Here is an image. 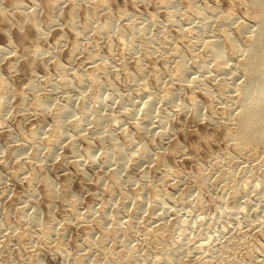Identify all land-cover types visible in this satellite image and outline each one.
I'll use <instances>...</instances> for the list:
<instances>
[{"label":"rangeland","instance_id":"rangeland-1","mask_svg":"<svg viewBox=\"0 0 264 264\" xmlns=\"http://www.w3.org/2000/svg\"><path fill=\"white\" fill-rule=\"evenodd\" d=\"M162 1L165 0H0V47L3 48V53L0 54V77H2L7 83V90L2 92V90L0 89V264H75V261L79 257V254L82 252L85 253L86 250L87 252H89L87 254L83 253V256L86 255L85 257H87L85 259L86 264H95V260L99 257L102 259V261H100V264H109V262H112L113 264L114 262L115 264H145V262H147L145 261V259L153 258V256H156L159 249L157 250V248L154 246L155 243L152 240V236L148 239L144 234V230H142L140 226H138V228H135L136 231L134 230L133 232H130L132 235L130 236V238L132 239L131 250L132 254L135 255L134 258L132 257L133 260L132 258H130L127 262L124 259L122 260L121 255H123V250L119 246H121V242L123 243L128 235H125V237L123 236L124 238H120L121 241L118 240L119 238L117 239L118 241H116V239H114V241H110V246H107V249L110 250L114 248L115 250L117 248L114 253H109L106 250H100L98 247H95L92 250L89 249L88 246H86V237L89 232H92V235L95 237L94 241L98 243L101 233L98 232L99 229H95V223H97L100 217L101 218L99 221L102 220L101 222H103L105 220L107 222L106 226H111V229L108 227L109 230H112V227L115 228L116 224L118 223L117 221H120L121 219V224H123V227L125 228L127 225L126 223L129 220L130 215L134 212L138 202L146 203L148 209L147 211L142 213L143 215H141V217L143 216L142 218L146 219L150 210H152L153 208V198L155 195V191H159L160 193H162L160 196H163L162 200L166 201V206L169 207L168 209L170 210L168 212L169 214H172L175 211L179 210L178 208H181V203L184 204H181L183 208L185 207L184 209H181L180 215L182 216L180 217L182 218V220L184 218L186 219H184L180 223V226L177 225V232L174 231V234H177H173L175 236L174 240L171 239L169 243L165 245L166 248L170 246L169 248L174 247L175 249H177V254L174 255V258H170L171 264H200L199 261L201 260V256H194L192 253L187 255V253H185V250L187 249V247L194 248V243L201 237V239L206 238L207 245L210 244L211 241L212 244L214 242V246L211 244V247L216 248L215 250H219L222 247H220V245L227 240L229 241L226 243L231 246L229 248H226L227 251H225V253H220L219 256L215 257V259H211L206 264H256V262L251 260L253 259L252 255L255 253H259L260 256L263 255L264 251L262 250H264V207H261L264 206L263 186L261 187L260 185L257 189V192L252 193L247 199H245V203L250 204H248V208L250 209L248 211V214H246L247 216L238 215L239 217L237 219L242 222H238L237 225L235 223H232L233 225L230 224V226H232L229 228L231 231L222 233L220 232V230L222 228L221 226L224 225L225 217L223 215H220L221 212L218 209L217 211H215L217 200L222 195V184H220L218 177H216L213 172H210L214 174H212L213 177H210V182L208 180L209 185L210 183L211 185L208 188L207 193L205 192V195L202 196V200L203 202H206L203 203L206 214L210 217L213 215L211 218L214 219L213 217H215V219L207 225L205 224L204 227H199V224H196L197 222H194V217L200 216L202 214L196 206V195L192 194L190 198H188V202L185 199L184 202L186 201L187 203L180 201L182 193L185 192L187 188L189 189L191 187L190 181H182V184L180 185L181 189L179 188V186L177 188H175V186L173 187L172 184H169V188V185L163 183V177H165L169 173L172 174L173 172H178V170L179 172L188 174L194 173L193 175H189L195 177L194 175L197 174L198 167H206L207 169L211 168V153H219L221 151H228L232 153L234 149L232 147V144L228 145L226 140H224V130L219 125H215L207 121V116L209 115L208 105L212 98H210L205 92H203V85H194L193 83V81L198 77L200 80H202L203 83L208 84L215 93L218 78L216 77L217 79L215 80L210 79L213 74L211 73L213 70L212 65L209 67V69H207L211 72H209L208 74L205 73L204 76L201 75V72H196L195 74L191 73V76H188V82L190 84L186 82V86L181 87L179 83L171 81L167 76L170 71H173L175 67L174 64L165 65V60H163L166 59L170 54H172L174 49L178 48L181 50V54H183L186 60L190 63L192 61L191 53H193L190 49L191 43L193 44L194 54L196 53L195 57L198 60H204L207 56L206 51H204L205 47L202 45V42H199V44L196 43L197 45H195V47L194 42L199 39L200 41H202L203 39H205L208 33H212L214 30L218 31V29H220L219 27H217L218 23H210V28L205 27L207 26L205 24L207 19L203 20L202 22H200V20H202V18L204 17L207 18L208 15L205 14L206 16L202 15L199 17L195 15L194 11H191L190 8H188V0H171L172 3L170 2V4H166V1L165 3ZM237 1H240V3ZM244 1L245 3L241 2V0H196V5L203 8H205L206 6H210L216 8V11L220 12H227V10L233 8L236 16L243 20L246 17V8H248L247 6H245L247 5L248 0ZM20 2L21 5L19 7V5L17 4ZM55 2L58 3V5H56ZM99 2L102 3L105 8L107 7V9L97 13L96 6L99 4ZM123 13H125L126 15H122ZM120 14L122 16H119ZM168 14H170V16L174 15V19L177 21L176 24H169L167 22V19L170 17ZM113 16L114 19H112V21L111 18H113ZM88 17L90 19H88ZM152 18L155 21L151 20ZM107 20L115 22V28L113 30H109L107 35H99L96 28L100 27ZM35 22L38 23V26H40L39 28H41L42 30V34L40 36L38 35L36 26L32 27ZM70 22L75 23L74 27H71ZM87 22L92 23V27H89V29L85 28ZM207 23L209 22L207 21ZM200 24L205 25L202 26ZM128 25H135V27H138L139 30L146 28V31L143 32L144 34L141 31H137L136 36L138 37L135 38L137 39V45L136 48H134L130 52L129 50H127V48L131 46V39L133 38L129 35L130 33L126 28ZM177 25H179V27ZM200 26H202L204 30L199 29L198 35H195L196 33L192 32V29L194 31L196 27L202 28ZM138 28L136 29L138 30ZM195 31L197 32V30ZM166 36H168L170 42H172L170 43V45H168V47L165 48L163 44V38H165ZM196 37L199 39H196ZM145 39L146 42L150 46L152 45L154 49L152 53H148L147 55L143 53L144 51L142 50ZM96 40L97 43H95ZM74 44L78 45V48L76 50H74ZM123 48H125V50ZM6 49L7 51H5ZM37 49L40 50V52L38 54L33 53V51ZM4 51L5 53H7L5 54ZM43 52H45V54ZM40 53H43L44 55H41ZM139 60L149 73L147 77H142L143 79L141 77V79L138 77V81L132 80L133 82H131L130 80H128V76L126 77V73L121 72L120 69L125 68L129 73H134L135 63ZM96 65L97 68L104 65H110L108 67L109 69L104 68L105 71L104 69H100L101 71H99V74H97V79L99 81L98 83L100 84V89L98 88L97 91H103V102L95 100V94L97 91H95V89L91 87L90 82L87 81L89 78V74H91L92 69L95 68ZM166 66H168V68H165ZM62 67H64L65 69ZM110 68H112L113 70ZM152 68H156L155 70L157 76L161 79L160 84L156 82L154 77L156 76V73L154 72V74L152 72ZM78 70H81V76H83V80H85L86 82V84L83 86L86 87L77 86V83H75L76 79L74 78L75 75L77 76V72H79ZM157 71H159L160 73ZM63 76L67 77L69 82L67 81V83H64L62 80ZM241 79L242 78H239L237 81H239L240 83L242 82L240 81ZM32 81H34L35 84L34 88L31 86ZM144 82L148 84V90H155L154 92L157 93V96L162 95V92L164 91L163 89L170 87L173 88V93L176 94V101L180 104H189L190 100L188 99H190V97H194L202 105V118L196 119L193 108L188 107L189 110L187 109L186 112H181L180 110H178L179 108L177 109L176 107L170 106L167 103L165 104V102L163 101H158L159 103H157L155 106L156 115H162V113H164L163 115L167 114L166 128L167 132L169 131L168 137L170 139H167V137H165L166 139L161 142L158 133H156L157 130H154L155 132L151 134L148 133L150 137L147 134V137H145V142L148 143L145 144L153 148V154L155 153L154 158L147 163L140 164V166H137L133 161L127 159L125 161V174L123 172V176L127 174L128 176H130V180L132 179L133 182L131 180L129 183H124V188L123 185L120 184L114 186L108 181L107 175L109 171L115 168V161H113V166H109L111 167V170L108 171L109 168L107 164L104 163L103 159H100V157L102 158V155L99 156L100 153L102 154L101 143L103 141V146L109 147L111 142L109 140L110 138H113L120 143H124L125 137L123 134V130H127V135L131 134L133 138L137 136L136 134L138 133L134 128L135 123L138 121V118H141L143 111L142 106L144 104V100H147V98L143 100L138 98V93L141 92V87H143L142 83ZM103 84L104 87L105 85H110V87H112L111 89L107 87L103 88ZM72 87H74V89ZM115 90H117L118 92ZM56 91L58 92L56 93ZM34 97L37 98V100H40L41 103L47 105L46 110H43L44 112L38 109V104L35 105L36 101ZM73 98L77 99L74 100ZM22 99L26 100V103L24 105H22ZM70 99L72 100L71 102ZM123 99L125 100V102H123ZM82 101L87 102V104L85 103L87 105L86 107H88L86 112L89 111L88 113L90 114V117L86 121V123H88L89 125L85 124V127L80 130L81 134L77 131L76 135L78 136H76L71 128V121L73 119L77 120L80 116L78 114L79 110L77 112V109L78 106L82 104ZM1 103L3 105H1ZM67 104H69V106L71 105V111L75 109L76 114L75 111L70 114L68 113L64 118L65 120L63 127L58 126L57 124H55V119L59 114L60 109H64L63 107ZM130 104L132 105L129 106ZM170 107L172 108V110ZM132 108L136 109L137 111L140 110L138 111V115L140 117L137 116V118L135 119L129 117L130 119L127 118L125 120H117V118L123 112H130V110H133ZM173 108H176L179 112ZM93 113H96V115L99 116V131L94 124V115H92ZM75 120H73L72 123ZM110 131L114 132V134L112 135L113 137L108 136V132ZM32 133L38 135L37 137H35L36 139L32 138ZM96 133H99L101 137H103L101 138V140L103 139L102 141H97V139H100V137L97 136L100 135H97ZM67 134L70 135L67 136L70 137V139L66 138L65 135ZM71 135H73L74 137ZM82 137L85 138L83 139ZM64 138L67 140H65ZM29 140L32 141L33 145H31L32 143ZM70 140L71 145L74 141L73 143L75 144L74 149L76 150V153H74L75 151L73 152V147L70 146ZM135 140L137 141V138H135ZM176 143L181 146L178 150L175 148L177 145ZM49 145L53 148L52 154L50 155L48 149L46 150L47 146L49 147ZM88 147H93L94 149V160L85 159L84 153ZM171 149H173V151ZM259 151L260 153L257 152V156L253 157V159H255V164H249L248 168L250 170L248 169V175L247 173L246 175H244L245 173L242 172L241 168H239V170L237 171L238 173L236 177L239 181H241L242 184L245 183V180H250L251 176H253L254 174L255 176L253 177L264 179V153L261 150ZM157 153L164 155L167 167L169 169L164 168L166 166H161L158 164ZM73 154H76V160H78L77 157L79 156L78 158L80 159L81 163L80 166L76 164L77 161L72 158ZM95 157L97 158V160H95ZM74 161L76 162L74 163ZM102 162L104 163V165L101 164ZM222 162L224 163L225 161ZM115 166L117 167V165ZM227 168L228 167L226 166L225 169ZM165 171H167L168 173H165ZM34 173H37L38 176L36 177V179L32 180ZM144 175L146 176L143 177ZM42 177H47L49 179L52 186L55 187L54 191L56 189L58 190H56V193H54V195L52 193L48 195V193L45 191L46 187L44 179ZM186 183H188L189 186ZM150 186H153L154 191ZM149 188L151 189L149 190ZM158 188H161L162 190H158ZM140 192L141 194H139ZM258 193H261L262 195H258ZM227 196L228 195H225L226 199H228ZM167 204H169V206ZM73 209L76 210L74 214H72ZM103 211H105V214ZM160 212L161 211H158L157 213ZM33 215H37L39 217V220L43 224H46V222L62 223L61 225H58L59 227L57 230L60 231L64 229L65 231H63V240H61L62 242L60 241V249L64 250L63 252L65 253H62L60 249L57 250L58 243L56 241V236V243L52 242L53 246L51 245L49 248L48 246L44 247L43 245H38L35 242H33L32 245L28 247L29 249L27 248V244H25L23 247L22 241L19 237L20 225L25 218L27 219H25L24 221H27L29 220V217H32ZM89 215H91V217ZM214 215L219 216L218 219H216V216ZM201 216L206 217L203 214ZM66 218H70L72 221L70 219L68 221V219ZM65 220L66 222L64 223ZM249 220H253V222H249ZM113 224L115 226H113ZM251 225H254L255 228ZM252 228L253 231L256 230L258 232L255 231L256 233H254L253 231H251ZM261 228H263V230ZM38 229L40 228L38 227ZM10 230L11 233H9ZM229 235H231L232 237ZM187 238L190 240H187ZM245 238L247 240L249 239L248 241L249 245L251 244L250 246L248 245V241L245 240ZM209 239H211L210 242H208ZM172 241L174 242V244ZM244 242H247V244H245V246L243 247ZM181 247L183 249H181ZM192 248L189 252L193 251ZM32 249L38 253V260H34L31 257V253L33 252ZM248 249H250L248 252L249 254L246 255ZM99 250L101 251V253ZM178 250H180V252ZM77 254L78 256H76ZM191 255L194 257H191ZM261 257L263 258L264 255Z\"/></svg>","mask_w":264,"mask_h":264},{"label":"bare ground","instance_id":"bare-ground-1","mask_svg":"<svg viewBox=\"0 0 264 264\" xmlns=\"http://www.w3.org/2000/svg\"><path fill=\"white\" fill-rule=\"evenodd\" d=\"M18 1V0H17ZM20 1V0H19ZM54 1V0H53ZM99 1V0H98ZM166 4H170L171 0H165ZM165 1H162L165 3ZM173 1V0H172ZM236 1V0H235ZM57 2V1H56ZM55 2V3H56ZM77 2V1H75ZM103 2V1H102ZM141 2V1H140ZM240 3V1H237ZM236 2V3H237ZM241 2L245 3L244 0H241ZM53 3V2H52ZM135 3V2H134ZM160 3V2H159ZM172 3V2H171ZM182 3V2H181ZM16 4V1H15ZM14 4V5H15ZM188 8H190L191 11H194L195 15L199 16H204L205 14L208 15L207 18L204 17L202 18V20H200V22H202L203 20H206V25L205 27H209L210 28V23L211 24H217V27H219L220 29H218V31L214 30L212 33H208L205 37V39H203L202 41H200L199 38L196 37V42H194V46L197 45L196 43L199 44V42H202V45L205 47L206 54H207V58L205 57L204 60H198L194 54V48H193V44L191 46L190 44V49L192 50L193 53H191V62L189 63L186 58L184 57L183 54H181V50L176 48L173 50V53L170 54L165 60V65L168 64H174V69L173 71H170V73L167 75L168 78H170L171 81L177 82L180 84L181 87H185L186 82L189 81L188 76H191V73L195 74L196 72H201V75L204 76L205 73H209L211 71L207 70L209 69V67L212 65V76L210 79H217L218 78V83H217V87L215 90V93L213 92V90L211 89V87L206 84L203 83L202 80H200L198 77L193 81L194 85H203V92H205L210 98H212V100H210V103L208 105V110H209V115L207 116V121H209L212 124L215 125H219L223 130H224V140H226L227 144H232V147L234 149V153H230L228 151H221V152H217V153H211V168L207 169L206 167H198L197 169V174L193 176H190L188 173H183V172H178L176 171L175 173L171 172L172 174H165L166 176L163 177V183H165L166 185L172 184L173 187L175 186V188H177L182 184V181H186L189 180L190 181V188L185 192L182 193L181 197H180V201L184 202V200L186 199V201L188 200V198H190V196L192 194L196 195V206L198 208L199 211H201V213L204 216H197L194 217V222H197L196 224H199L198 226H202L204 227L205 224L207 225L208 223H210L212 220L215 219V217H213L214 219H212L211 217L213 216H209L206 214V211L204 210V202H203V198L202 196L205 195V192L207 193L208 188L210 187L208 180L213 177V175L215 174L216 177H218L219 182L222 187V195L218 198L217 203H216V210L217 209L221 212L220 215H223L225 217L224 219V225H222L220 232L225 233V232H230L231 230L229 229L230 224L233 225L234 223L237 225L238 222H242L239 221L237 218L239 216H247L246 214H248V211L250 208H248V204L245 203V199H247L252 193L257 192V189L259 188V186L261 185V187H264V179L261 178H257V177H253L255 176V174L253 176H251L250 180H245V183L242 184L241 181H239L237 179V171L239 170V168H241L242 172H244L246 175H248V171L250 170L249 164L253 163L255 164L253 157L257 156V152L260 153L259 150L263 151L264 153V0H248L247 1V6L248 8L247 11L245 9L246 13V17L245 19H240L239 17L236 16V14L233 11V8H230L229 10H227V12H220V11H216V8L213 7H198L196 5V0H188ZM17 5H21V2L18 3ZM56 5H58V3H56ZM55 5V6H56ZM75 5V4H74ZM77 5V3H76ZM96 5V4H95ZM209 5V4H208ZM202 6V5H201ZM233 6V5H232ZM54 7V5H53ZM94 7V6H91ZM186 8V7H185ZM17 9V8H16ZM19 9V8H18ZM28 9V7H27ZM26 9V10H27ZM107 7L105 8V6L99 2V4L96 6V12H100V11H104L106 10ZM177 9V7H176ZM175 9V10H176ZM25 10V9H24ZM174 10V11H175ZM94 11V10H93ZM92 11V12H93ZM171 12V11H170ZM74 13V11H73ZM111 13V12H110ZM118 13V12H117ZM121 13V12H119ZM193 13V12H192ZM193 13V14H194ZM92 14V13H91ZM95 14V13H93ZM108 14V11H107ZM184 14V13H183ZM122 15H126L125 13H123ZM121 14L119 16H122ZM170 16V14H168ZM205 15V16H206ZM94 16V15H92ZM108 17V16H107ZM124 17V16H123ZM131 17V16H130ZM155 17V16H154ZM186 17V16H185ZM192 17V16H191ZM88 19H90L88 17ZM110 19V18H109ZM114 19L111 18V20ZM120 19V18H119ZM156 19V18H155ZM190 19V18H189ZM192 19V18H191ZM54 20V19H53ZM87 20V19H86ZM92 20V19H91ZM122 20V19H121ZM132 20V19H131ZM153 21H155L153 18L151 19ZM187 20V19H186ZM90 21V20H89ZM113 21V20H112ZM112 21H106L104 22L100 27L96 28L97 29V33L99 35L106 34L109 32V30H113L115 28V22ZM192 21V20H191ZM194 21V20H193ZM207 21L209 23H207ZM76 22V21H75ZM128 22V21H127ZM167 22L169 24H176V20L174 19V15L170 16L167 19ZM189 22V21H188ZM48 23V22H47ZM71 27H74V22H70ZM190 23V22H189ZM34 24V23H32ZM53 24V23H52ZM128 24V23H127ZM154 24V23H153ZM204 24V25H205ZM126 25V24H125ZM202 25V24H200ZM202 25V26H204ZM36 26V30L38 32V35L40 36L42 34V30L41 28H39L40 26H38V23L35 22V24L32 26L34 27ZM69 26V25H68ZM121 26V25H119ZM118 26V27H119ZM150 26V25H149ZM174 26V25H173ZM179 27V25H177ZM190 26V25H189ZM196 26V25H194ZM199 26V25H197ZM200 26V27H202ZM212 26V25H211ZM31 27V28H32ZM70 27V28H71ZM76 27V26H75ZM91 28L92 27V23L87 22L86 23V27L85 28ZM140 27V26H139ZM183 27V26H182ZM233 29H232V28ZM84 28V29H85ZM121 28V27H120ZM129 31V35L133 38L131 39V46L129 48H127V50L132 51L134 48H136V43H137V39H135L137 35V31H141L142 33L146 31V28L140 29L138 27H135V25H128L126 27ZM138 28V30L136 29ZM167 28V27H166ZM189 28V27H188ZM212 28V27H211ZM230 28V29H229ZM123 29V28H122ZM125 29V28H124ZM187 29V28H186ZM199 29H203L202 28H198L196 27L192 32L196 33L195 35H198L199 33ZM207 29V28H206ZM205 29V30H206ZM35 30V29H34ZM93 30V29H92ZM95 30V29H94ZM118 30V29H117ZM169 30V29H168ZM167 30V31H168ZM188 30V29H187ZM197 30V32L195 31ZM204 30V29H203ZM191 31V30H190ZM212 31V30H211ZM120 32V31H119ZM124 32V30H123ZM74 33V32H73ZM77 33V32H76ZM122 33V31H121ZM120 33V34H121ZM126 33V32H125ZM97 34V35H98ZM111 34V33H110ZM119 34V33H118ZM139 34V33H138ZM141 34V33H140ZM144 34V33H143ZM142 34V35H143ZM181 34V33H179ZM192 34V33H191ZM202 34V33H200ZM123 35V34H122ZM121 35V36H122ZM125 35V34H124ZM157 35V34H156ZM159 35V34H158ZM186 35V34H185ZM75 36V35H74ZM101 36V37H102ZM107 37V36H106ZM147 37V36H146ZM149 37V36H148ZM43 39V38H42ZM139 39V38H138ZM182 39V38H181ZM188 39V38H187ZM242 39V41H241ZM98 40V39H97ZM97 40L95 43H97ZM163 44L166 47H168V45H170V39L168 38V36H166L165 38H163ZM172 40V39H171ZM180 40V38H179ZM144 41V40H143ZM183 41V40H182ZM101 42V41H100ZM123 42V41H122ZM139 42V41H138ZM157 42V41H156ZM126 43V42H125ZM129 43V42H128ZM140 43V42H139ZM130 44V43H129ZM151 44V42H150ZM201 44V43H200ZM75 45V44H74ZM99 45V44H98ZM126 46V45H125ZM129 46V45H128ZM127 46V47H128ZM143 46V45H142ZM187 46V45H186ZM196 47V46H195ZM59 48V47H58ZM78 48V45L74 46V50H76ZM175 48V47H174ZM5 49V48H4ZM57 49V48H56ZM73 49V48H72ZM125 50V48H123ZM73 50V51H74ZM142 50L144 51L143 53H145L146 55L148 53H152L154 51L152 45L150 46L147 42L146 39L144 41V46L142 47ZM161 50V49H160ZM166 50V49H165ZM7 51V49L5 50ZM4 51V53H5ZM79 51V50H78ZM172 51V50H171ZM187 51V50H186ZM40 52V50H34L33 53L38 54ZM127 52V53H129ZM156 52V51H155ZM191 52V51H190ZM3 53V48L0 47V54ZM7 53V52H6ZM5 53V54H6ZM45 54V52H43ZM43 53H40L41 55H44ZM89 53V52H88ZM136 53V52H135ZM165 53V52H164ZM39 54V55H40ZM47 54V53H46ZM76 54V53H75ZM159 54V53H158ZM185 54V53H184ZM91 55V54H90ZM121 55V53H120ZM144 55V54H143ZM1 56V55H0ZM48 56V55H47ZM76 56V55H73ZM150 56V55H149ZM162 56V55H161ZM34 57V56H33ZM40 57V56H39ZM124 57V56H123ZM132 57V56H131ZM45 58V57H44ZM125 58V57H124ZM1 59V58H0ZM41 59V58H40ZM94 59V58H93ZM158 59V58H157ZM38 60V58H37ZM102 60V59H101ZM125 60V59H124ZM89 61V60H88ZM93 62V61H92ZM95 62V61H94ZM84 63V62H83ZM125 63V61H124ZM123 63V64H124ZM82 64V63H81ZM87 64V63H85ZM93 64V63H92ZM122 64V65H123ZM127 64V63H126ZM125 64V66H126ZM99 65V64H98ZM60 66V65H59ZM110 66V65H109ZM108 65H104L101 67L97 68V65L95 68L92 69L91 74H89V78L87 81L90 82V85L92 88L95 89V91L98 90V88L100 89V84L98 83V79H97V74H99L98 72L101 71L100 69H104V68H108ZM116 66V65H115ZM172 67V66H171ZM64 68V67H62ZM165 68H168V66H166ZM173 68V67H172ZM65 69V68H64ZM109 69V68H108ZM112 69V68H110ZM153 69V68H152ZM156 68H154L152 70V72L156 73ZM113 70V69H112ZM158 70V69H157ZM164 70V69H163ZM79 72H77V76L75 75L76 79L75 83H77V86H83L86 84L85 80H83V76H81L82 74L80 73L81 70H78ZM105 71V69H104ZM118 71V70H117ZM121 72L126 73V77L128 76V80H130L131 82H133L134 80H137L138 77L142 78V77H147L148 75V71L147 69L144 68L143 64L139 61H137L135 63V71L134 73L131 72L129 73L125 68L120 69ZM160 71V70H159ZM157 71V72H159ZM162 71V70H161ZM120 72V73H121ZM152 73V74H153ZM154 73V74H155ZM160 73V72H159ZM63 75V74H62ZM117 75V74H116ZM160 75V74H159ZM155 80L156 82H158L160 84L161 79L156 76ZM217 77V78H216ZM229 79H228V78ZM140 78V79H141ZM153 78V77H152ZM204 78V77H203ZM208 78V77H207ZM239 78H242L239 83V81H237ZM143 79V78H142ZM64 83H67L68 79L67 77L63 76L62 78ZM133 80V81H132ZM209 80V79H208ZM138 81V80H137ZM140 81V80H139ZM62 82V84H63ZM69 82V81H68ZM110 82V81H109ZM108 82V83H109ZM142 82V81H141ZM31 83V82H30ZM29 83V84H30ZM101 83V82H100ZM172 83V82H171ZM189 83V82H188ZM203 83V84H202ZM6 81L0 77V89L3 91L7 90L6 87ZM129 84V83H128ZM143 87H141V92L138 93V98H140L141 100H144V104H143V108H142V116L138 121L135 123V129L136 132L138 134H136L137 136H135V138H137V141L135 140V138H133L131 136V134L127 135V130H123V134L125 137V142L124 143H120L117 140H114L113 138H110L109 140L110 145L109 147H104L103 146V139L101 140V135L99 133H96L97 135L99 134L100 139H97V141H102V146H101V151L102 154L100 153L99 156L102 155V158L100 157V159H103L104 163L107 164L108 166V171L111 170V167L109 166H113V161H115L114 163V169L109 171L108 175H107V179L110 182V184L112 185H123L124 183H129L130 180V176H128L127 174L125 176H123V172H124V166H125V161L131 160L133 161L137 166H140V164L143 163H147L149 161H151V159L154 158V154L153 151L149 145H146L147 143L145 142V137H147V134H151L153 132H155L157 130L156 133H158V136L161 140V142H163L167 137V139L169 138V131L167 132V128H166V118H167V114L163 115L164 113H162V115H156V111H155V106L157 103H159L158 101H163L165 102V104H169L170 106H174L176 107L178 110L185 111L189 108H193V112H195L194 114L196 115V119H201L202 118V114H201V109H202V105L200 104V102L195 99L194 97H190V102L189 104L186 103H177L176 101V94L173 93L174 89L173 88H165L163 89L164 91L162 92V95H158L157 93H155L154 91H150L148 90V84L147 83H142ZM156 84V83H155ZM163 84V83H162ZM190 84V83H189ZM34 81H32L31 86L34 88ZM74 85V84H73ZM113 85V84H112ZM109 86V87H108ZM105 87L111 89L110 85H108ZM29 87V86H28ZM71 87V86H70ZM86 87V86H83ZM81 87V88H83ZM104 84H103V88ZM202 87V86H200ZM74 89V87H72ZM79 88V87H78ZM102 88V89H103ZM131 88V87H130ZM93 89V90H94ZM160 89V88H159ZM177 89V87H176ZM180 89V88H179ZM55 90V89H54ZM82 90V89H81ZM124 90V89H123ZM162 90V89H161ZM22 91V90H21ZM77 91V90H76ZM117 91V90H115ZM178 91V90H177ZM181 91V90H180ZM1 92V91H0ZM8 92V91H7ZM52 92V91H50ZM58 91H56L57 93ZM103 92V91H102ZM102 92H96L95 96L97 101H104V93ZM106 92V91H105ZM118 92V91H117ZM95 93V92H94ZM120 93V92H119ZM128 93V92H127ZM159 93V92H158ZM6 94V92H5ZM65 94V93H64ZM77 94V93H76ZM107 94V93H106ZM105 94V96H106ZM116 94V93H115ZM118 94V93H117ZM121 94V93H120ZM161 94V93H160ZM2 95V94H1ZM19 95V94H18ZM3 96V95H2ZM82 96V95H81ZM112 96V95H111ZM110 96V97H111ZM117 96V95H116ZM119 96V94H118ZM190 96V95H189ZM59 97V96H58ZM84 97V96H83ZM120 97V96H119ZM35 98V97H34ZM85 98V97H84ZM95 98V97H94ZM108 98V97H107ZM40 99V98H39ZM74 99V98H73ZM77 99V98H76ZM74 99V100H76ZM114 99V98H113ZM130 99V98H129ZM132 99V98H131ZM139 99V100H140ZM64 100V99H63ZM66 100V99H65ZM94 100V101H95ZM112 100V99H111ZM137 100V99H136ZM207 100V99H206ZM2 101V100H1ZM26 100L22 99V105H24L26 102ZM28 101V100H27ZM36 104L38 109L41 111L46 110L47 105L41 103L40 100H37V98H35ZM39 101V102H37ZM72 100L70 99V102ZM87 101V100H86ZM106 101V100H105ZM117 101V100H116ZM119 101V100H118ZM132 101V100H131ZM138 101V100H137ZM135 101V102H137ZM112 102V101H111ZM110 102V103H111ZM123 102H125V100L123 99ZM80 103V102H79ZM87 102H83L82 104L78 106L77 112L80 115L78 117L77 120H75L73 123L71 121V128L73 133H75L78 131L80 134V130H82L85 127L86 121L89 119L90 114L87 111L86 107ZM108 103V102H107ZM114 103V102H113ZM121 103V102H120ZM131 103V102H130ZM30 104V103H29ZM124 104V103H123ZM133 104V103H132ZM132 104H130L129 106H131ZM207 104V103H206ZM1 105H3L1 103ZM107 105V104H106ZM121 105V104H120ZM221 107L219 108L218 107ZM19 106V105H18ZM71 106V105H70ZM69 106V104L65 105L63 108L64 109H60L59 114L56 117V123L58 126H62L64 125V118L65 116L69 113H72L75 111V109L73 111H71V107ZM97 106V105H96ZM95 106V107H96ZM108 106V105H107ZM123 106V105H122ZM127 106V105H126ZM4 107V106H3ZM70 107V108H69ZM76 107V106H75ZM98 107V106H97ZM1 108V107H0ZM73 108V107H72ZM111 108V107H110ZM121 108V107H120ZM128 108V107H127ZM171 108V107H170ZM173 108V109H176ZM219 108V109H217ZM22 109V108H21ZM36 109V108H35ZM37 109V110H38ZM102 109V108H100ZM119 109V108H118ZM133 109V108H132ZM176 109V110H177ZM20 110V109H19ZM99 110V108H98ZM172 110V108H171ZM174 110V111H176ZM177 110V111H178ZM189 110V109H188ZM140 111V110H138ZM138 111L136 109L130 110V112H123L118 118V119H127L129 117L131 118H137V116H139ZM44 112V111H43ZM102 112V111H101ZM113 112V111H112ZM164 112V111H162ZM169 112V111H167ZM166 112V113H167ZM179 112V111H178ZM39 113V112H38ZM58 113V112H57ZM91 113V112H90ZM103 113V112H102ZM161 113V112H160ZM172 113V112H171ZM43 114V113H41ZM76 114V111H75ZM74 114V115H75ZM100 114V113H98ZM113 114V113H112ZM179 114V113H178ZM25 115V114H24ZM92 115H94V124L96 126V128L99 127L100 125V120H99V116L96 115V113H93ZM102 116V115H101ZM204 116V115H203ZM206 116V115H205ZM140 117V116H139ZM194 117V116H193ZM69 118V117H68ZM74 118V117H73ZM113 118V117H112ZM204 118V117H203ZM130 119V118H129ZM133 119V120H134ZM27 120V119H26ZM54 120V121H55ZM112 120V119H111ZM116 120V119H115ZM120 122V121H119ZM122 122V121H121ZM168 122V121H167ZM91 124V123H90ZM211 124V125H212ZM89 125V124H88ZM87 125V126H88ZM114 125V124H113ZM112 125V126H113ZM124 126V125H123ZM93 127V126H92ZM101 128V127H100ZM134 129V130H135ZM155 130V131H154ZM96 131V130H95ZM99 131V128H98ZM159 131V132H158ZM102 132V131H101ZM113 131L108 132L109 133V137H113L112 135L114 134ZM172 132V131H171ZM77 133V134H79ZM107 133V132H106ZM116 134V133H115ZM148 134V135H149ZM106 135V138H107ZM31 136V135H30ZM38 135H35L34 133H32V138L36 139L35 137H37ZM66 138L67 136L70 135H65ZM73 136V135H71ZM78 136V135H76ZM40 137V136H39ZM53 137V136H52ZM74 137V136H73ZM87 137V136H86ZM91 137V136H90ZM108 137V138H109ZM150 137V135H149ZM171 137V136H170ZM83 138V137H82ZM85 138V137H84ZM83 138V139H84ZM32 139V140H33ZM65 139V138H64ZM68 139V140H69ZM87 139V138H86ZM96 139V137H95ZM170 139V138H169ZM67 140V139H65ZM31 141V140H29ZM42 141V140H40ZM62 141V140H61ZM73 141V140H72ZM159 141V140H158ZM36 142V141H35ZM39 142V141H38ZM53 142V141H52ZM51 142V144H52ZM74 142V141H73ZM72 142L71 145V140H70V146L73 147V152L76 153L75 148V144ZM108 142V141H107ZM30 143V142H29ZM32 143V141H31ZM58 143V142H57ZM146 143V144H145ZM206 143V142H205ZM100 144V143H99ZM165 144V143H164ZM177 144V143H176ZM175 144V145H176ZM33 145V143L31 144ZM37 145V144H36ZM48 145V144H47ZM57 145V144H56ZM55 145V146H56ZM58 146V145H57ZM155 146V145H154ZM227 146V145H226ZM175 147V146H173ZM181 146L179 144L176 145V149L178 150ZM231 147V148H232ZM25 148V147H24ZM158 148V147H157ZM227 148V147H226ZM21 149V148H20ZM48 149L49 155L52 154V147L47 146L46 150ZM97 149V148H96ZM100 150V149H99ZM173 151V149H171ZM176 150V151H177ZM72 152V153H73ZM94 149L93 147L90 148L88 147L84 153L85 159H93L94 160V155H93ZM175 152V151H174ZM78 153V152H77ZM48 155V154H47ZM80 155V154H79ZM261 156V155H260ZM259 156V158H260ZM50 157V156H49ZM79 157V156H78ZM77 157L78 160H76V154H73V157L79 166L81 165L80 163V159ZM251 157V158H250ZM84 158V157H83ZM82 158V160H83ZM96 158V157H95ZM169 158V157H168ZM257 158V157H256ZM99 159V158H98ZM97 160V158L95 159ZM74 161V163L76 162ZM92 161V160H91ZM157 161L158 164L161 166H166L164 168H168L167 167V163L165 160V157L163 154H158L157 153ZM222 161H225L224 164ZM27 162V161H26ZM83 162V161H81ZM93 162V161H92ZM132 162V163H133ZM156 162V161H155ZM104 163L102 162L101 164L104 165ZM210 163V162H209ZM224 165H223V164ZM100 164V165H101ZM83 165V164H82ZM117 165V167L115 166ZM199 165V164H198ZM202 165V164H201ZM77 166V165H76ZM78 166V167H79ZM127 166V165H126ZM203 166V165H202ZM228 167L227 169H225V167ZM251 166V165H250ZM257 166V165H256ZM259 166V165H258ZM155 167V166H154ZM260 167V166H259ZM106 168V166H105ZM140 168V167H139ZM142 168V167H141ZM255 168V167H253ZM169 169V168H168ZM249 169V170H248ZM258 169V168H257ZM17 170V169H16ZM78 170V169H77ZM81 170V169H80ZM129 170V168H128ZM127 170V171H128ZM171 171V170H170ZM20 172V170H19ZM18 172V173H19ZM213 172V173H210ZM23 173V172H22ZM165 173H168L167 171H165ZM125 174V172H124ZM194 174V173H193ZM192 174V175H193ZM213 174V175H212ZM17 175V173H16ZM20 175V174H19ZM143 175V174H142ZM212 175V176H211ZM243 175V174H242ZM243 175V176H244ZM38 176L37 173L33 174L32 180L36 179V177ZM141 176V175H140ZM146 175H144L143 177H145ZM257 176V175H256ZM264 176V175H263ZM241 177V176H240ZM44 179V183H45V187H46V192L48 193V195H50V193H52L54 195V193H56V190L54 191V186H52V184L50 183L49 179L47 177H42ZM42 179V180H43ZM142 179V178H141ZM145 179V178H144ZM194 179V180H193ZM135 180V179H134ZM209 180V182H210ZM243 180V178H242ZM139 181V180H138ZM137 181V182H138ZM143 181V180H142ZM145 181V180H144ZM184 181V182H185ZM188 181V182H189ZM133 182V180H132ZM135 182V181H134ZM218 182V183H219ZM131 184V183H130ZM188 185V183H186ZM129 185V184H128ZM132 185V184H131ZM146 185V184H145ZM144 185V186H145ZM161 185V183H160ZM164 185V184H163ZM162 185V186H163ZM125 185H123L124 188ZM156 186V185H154ZM189 186V185H188ZM216 186V185H215ZM31 187V186H30ZM133 187V186H132ZM142 187V186H141ZM140 187V188H141ZM153 190V186H150ZM164 187V186H163ZM172 187V186H171ZM182 187V186H181ZM114 188V187H113ZM120 188V189H123ZM145 188V187H144ZM149 188V190L151 189ZM157 188V187H156ZM162 188V187H161ZM160 188V189H161ZM170 188V185H169ZM146 189V188H145ZM158 188V190H160ZM164 189V188H163ZM181 189V188H180ZM264 189V188H263ZM31 190V189H30ZM65 190V189H64ZM116 190V189H115ZM137 190V189H136ZM157 190V189H156ZM162 190V189H161ZM166 190V189H165ZM164 190V191H165ZM176 190V189H175ZM185 190V189H183ZM58 191V190H57ZM111 191V190H110ZM122 191V190H121ZM154 191V190H153ZM135 192V191H134ZM139 192V191H138ZM148 192V191H146ZM152 192V191H151ZM167 192V191H166ZM122 193V192H121ZM136 193V192H135ZM143 193V192H142ZM169 193V192H168ZM181 193V192H180ZM262 193V192H261ZM258 195H262V194ZM64 194V191H63ZM141 194V192L139 193ZM162 193H160L159 191H155V195L153 198V208L152 210H150L148 217H146V219L142 218L141 215H143L142 213L147 211V206L146 203H141L138 202L134 212L130 215L129 220L127 221V225L124 228L123 224H121V219L120 221L118 220L116 223V227L113 228L112 230H109L108 227L110 228L111 226H106L107 222L104 220L103 222L99 221L100 218L98 219L97 223H95V229H99L98 232L101 233L100 237H99V241L98 243H96L94 241L95 237L92 235V232H89L87 234V245L89 249H94L95 247H98L100 250H106L109 253H114L115 249H110L108 250L107 246H110V241H114V239H116V241L120 240V238H124L125 235H128V237L124 240V242H121V246H119L122 250H123V255H121L122 260H126V262L128 261V259L130 258H134L135 254H132V248H131V241L132 239L130 238L131 233L135 230V228H138V226L141 227L142 230H144V234L146 235V237L149 239L152 236V240L154 241V246L157 248L158 254H156V256H153V258H146L145 264H171L170 258H174V255H176V250L174 247L172 248H166L165 245L167 243H169V241L171 239L174 240V231L177 232V225L180 226V223L186 219L184 218L182 220V218L180 216V212L181 209H184L183 206L181 204L183 203H179L181 208H178L179 210L175 211L172 214H169L168 212L170 211L166 206V201L162 200L163 196H160ZM172 194V193H171ZM257 194V193H256ZM255 194V195H256ZM225 195H228V199L225 198ZM65 196V195H64ZM63 196V197H64ZM55 197V196H54ZM139 197V195H138ZM161 197V198H160ZM264 197V196H263ZM260 198V197H259ZM258 198V199H259ZM66 199V198H65ZM164 199V198H163ZM257 199V198H256ZM192 200V199H191ZM260 200V199H259ZM65 201V200H64ZM68 201V200H67ZM66 201V202H67ZM184 203H187V202ZM130 202V201H129ZM264 202V201H263ZM206 203V202H205ZM69 204V203H68ZM169 206V204H167ZM184 205V204H183ZM213 205V204H211ZM250 205V204H249ZM126 206V205H125ZM179 206V207H180ZM127 207V206H126ZM132 207V206H131ZM171 207V206H170ZM264 207V206H261ZM70 208V207H69ZM128 209V208H126ZM125 210V209H124ZM264 210V209H263ZM72 211V210H71ZM158 211H161L160 213H157ZM260 211V210H259ZM76 212L75 209H73V213L74 214ZM105 214V211H103ZM127 212V210H126ZM177 212V213H176ZM184 212V211H183ZM195 213V212H194ZM217 213V212H216ZM218 213V214H219ZM263 213V212H262ZM71 214V215H72ZM90 214V213H89ZM261 214V213H260ZM264 214V213H263ZM184 215V214H183ZM239 215V216H238ZM74 216V215H73ZM87 216V215H86ZM91 217V215H89ZM129 216V215H128ZM216 216V219H218L219 216ZM222 216V217H223ZM249 216V215H248ZM70 217V216H69ZM88 217V216H87ZM261 217V216H260ZM191 218V217H190ZM27 219V218H25ZM24 219V220H25ZM69 219L70 218H66ZM248 219V218H247ZM22 221L21 225H20V240L22 241V245L24 247L25 244H27V248L30 247L32 245L33 242H35L38 245H43L48 246V248L53 244L52 242L57 241V250L61 248L60 243L62 242L61 240H63V231L62 230H57L58 229V225L62 224V223H55V222H46V224H43L40 220L39 217L37 215H33L32 217H29V220L27 221ZM71 220V219H70ZM80 220V218H79ZM82 220V219H81ZM85 220V219H84ZM108 220V219H107ZM204 220V221H203ZM259 220V218H258ZM67 221V222H68ZM72 221V220H71ZM88 221V220H87ZM95 221V222H96ZM206 221V222H205ZM248 221V220H246ZM253 220H249V222ZM261 221V220H260ZM66 222V220L64 221V223ZM81 222V221H80ZM218 222V221H217ZM256 222V221H255ZM259 222V221H258ZM262 222V221H261ZM20 223V222H19ZM63 223V224H64ZM78 223V220H77ZM233 223V224H232ZM240 224V223H239ZM252 224V223H251ZM254 224V223H253ZM263 224V223H262ZM122 225V226H121ZM256 225V223H255ZM113 226H115L113 224ZM182 226V225H181ZM243 226V225H242ZM254 226V225H251ZM37 227V228H36ZM38 227L40 229H38ZM64 227V226H63ZM177 227V228H176ZM198 227V228H199ZM241 227V226H240ZM245 227V226H244ZM250 227V224H249ZM257 227V226H256ZM216 228V227H215ZM255 228V226H254ZM258 228V227H257ZM264 228V227H263ZM263 228H261L263 230ZM111 229V228H110ZM185 229V228H184ZM201 230V228H200ZM247 230V228H246ZM250 230V229H249ZM255 230V229H254ZM258 230V229H257ZM261 230V231H262ZM136 231V230H135ZM244 231V230H243ZM253 231V228L252 230ZM256 231V230H255ZM253 231L254 233L258 232V231ZM260 231V230H259ZM65 232V231H64ZM185 232V231H184ZM193 232V231H192ZM214 232V231H213ZM236 232V231H235ZM249 232V231H248ZM252 232V233H253ZM263 232V231H262ZM11 233V230L10 232ZM14 233V230H13ZM12 233V234H13ZM130 233V234H129ZM244 233V232H243ZM251 233V234H252ZM253 233V234H254ZM260 233V232H259ZM174 234V235H173ZM181 234V233H180ZM214 234V233H213ZM245 234V233H244ZM14 235V234H13ZM66 235V233H65ZM186 235V234H185ZM183 235V236H185ZM218 235V234H217ZM240 235V234H239ZM255 235V234H254ZM258 235V234H257ZM262 235V234H261ZM55 236L57 237V240L55 238ZM124 236V237H123ZM140 236V235H139ZM231 236V235H229ZM259 236V235H258ZM263 236V235H262ZM18 237V235H17ZM18 237V239H19ZM135 237V236H134ZM133 237V238H134ZM200 237V235H199ZM232 237V236H231ZM252 237V236H251ZM250 237V238H251ZM260 237V236H259ZM85 238V237H84ZM119 238V239H118ZM185 238V237H184ZM202 238V237H201ZM197 239L196 242L194 243V248L192 252H189L191 250V248L187 247V251L185 250V253H187V255H189L190 253H192L194 256H201V260L199 261L200 264H206L208 263L211 259H215V257L219 256L220 253H225L226 248L231 247L228 243L229 240H227L226 242H224L223 244L220 245V249L219 250H215L216 248H212L211 244L212 241L211 239H209L208 242H210V244L207 245V240L206 238L204 239ZM213 238V237H212ZM228 238V237H227ZM256 238V237H255ZM118 239V240H117ZM131 239V240H130ZM147 239V240H148ZM219 239V238H218ZM233 239V238H232ZM56 240V241H55ZM146 240V238H145ZM177 240V239H176ZM187 240H190L187 238ZM214 240V239H213ZM231 240V239H230ZM245 240H247L245 238ZM243 240V241H245ZM249 240V239H248ZM247 240V241H248ZM251 240V239H250ZM19 241V240H18ZM20 241V243H21ZM61 241V242H60ZM121 241V240H120ZM135 241V240H134ZM150 241V240H149ZM184 241V240H183ZM195 241V240H192ZM223 241V240H222ZM232 241V240H231ZM230 241V242H231ZM148 242V241H147ZM151 242V241H150ZM173 242V241H172ZM171 242V243H172ZM54 243V244H55ZM118 243V242H117ZM116 243V244H117ZM152 243V242H151ZM180 243V242H179ZM192 243V242H191ZM216 243V242H215ZM241 243V242H240ZM256 243V242H255ZM109 244V245H108ZM174 244V242H173ZM183 244V243H182ZM184 244H189V243H184ZM231 244V243H230ZM245 244H247V242L243 243V247L245 246ZM257 244V243H256ZM261 244V243H259ZM21 245V244H20ZM21 245V246H22ZM210 245V246H209ZM214 246V242L212 244ZM232 245V244H231ZM248 245H249V241H248ZM251 245V244H250ZM249 245V246H250ZM258 245V244H257ZM263 245V244H262ZM55 246V245H54ZM85 246V245H84ZM138 246V245H137ZM150 246V245H149ZM163 246V247H161ZM174 246V245H171ZM182 246V245H181ZM188 246V245H187ZM192 246V245H191ZM241 246V244H240ZM247 246V245H246ZM264 246V245H263ZM260 246V247H263ZM34 247V246H32ZM42 247V246H41ZM56 247V246H55ZM116 247V246H115ZM161 247V248H160ZM211 247V248H210ZM256 247V246H255ZM259 247V246H258ZM110 248V247H109ZM112 248V247H111ZM150 248V247H149ZM184 248V246H183ZM181 247V249H183ZM250 248V247H249ZM264 248V247H263ZM262 248V249H263ZM29 249V248H28ZM87 249V248H86ZM237 249V248H236ZM234 249V250H236ZM243 249V248H242ZM247 249V248H246ZM253 249V248H252ZM27 250V249H26ZM33 250V249H32ZM56 250V251H57ZM61 250V249H60ZM90 250V252H91ZM99 250V251H100ZM134 250V249H133ZM156 250V249H155ZM156 250V251H157ZM231 250V249H230ZM238 250V249H237ZM249 250H247V254L249 253ZM257 250V249H256ZM28 251V250H27ZM30 251V250H29ZM37 251V250H36ZM62 253L64 250H61ZM60 251V253H61ZM180 252V250H178ZM261 251V250H260ZM264 251V250H262ZM32 252V251H31ZM81 252V251H80ZM134 252V251H133ZM182 252V251H181ZM229 252V251H228ZM232 252V250H231ZM235 252V251H234ZM257 252V251H256ZM259 252V251H258ZM30 253V252H29ZM84 252L79 254V257L76 259L75 264H86L85 263V259L87 257L83 256L85 253H89L86 252L83 254ZM101 253V251H100ZM105 253V252H104ZM136 253V252H135ZM157 253V252H156ZM184 253V252H183ZM182 253V254H183ZM184 253V255H185ZM222 253V254H223ZM227 253V252H226ZM233 253V252H232ZM239 253V252H238ZM255 253V252H254ZM261 253V252H260ZM98 254V253H97ZM121 254V253H120ZM140 254V253H137ZM221 254V255H222ZM234 254V253H233ZM262 254V253H261ZM40 255V254H39ZM112 255V254H111ZM264 255V253H263ZM261 255V256H263ZM78 256V254L76 255ZM88 256V255H87ZM100 256V255H97ZM147 256V255H146ZM181 256V255H179ZM186 256V255H185ZM182 256V257H185ZM191 255V257H194ZM225 256V255H224ZM236 256V255H235ZM243 256V255H242ZM259 253H255L252 255V258L250 257V259L254 262H256V264H264V257L262 258ZM31 257L34 260H38V253L35 252L33 250V252L31 253ZM110 257V256H109ZM115 257V256H113ZM150 257V256H149ZM152 257V256H151ZM188 257V256H187ZM190 257V258H191ZM100 258V257H99ZM99 258H97L95 260V264H100V261H102V259L100 260ZM132 258V260H133ZM171 258V259H172ZM200 258V257H199ZM245 258V257H244ZM262 258V259H261ZM89 259V258H88ZM136 259V257H135ZM134 259V260H135ZM189 259V258H188ZM32 260V259H31ZM33 260V261H34ZM181 260V259H180ZM192 260V259H191ZM223 260V259H222ZM232 260V259H231ZM238 260V259H237ZM107 261V260H105ZM174 261V260H173ZM178 261V260H177ZM114 262V261H113ZM212 262V261H211ZM38 263V262H37ZM132 263V262H131ZM239 263V262H238ZM73 264V263H72ZM107 264V263H105ZM109 264H113L112 262H109ZM115 264V262H114ZM142 264V263H141ZM182 264V263H181ZM185 264V263H184ZM195 264V263H194Z\"/></svg>","mask_w":264,"mask_h":264}]
</instances>
